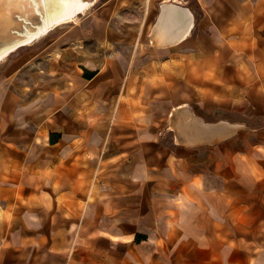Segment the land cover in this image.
<instances>
[{"label": "rangeland", "instance_id": "1", "mask_svg": "<svg viewBox=\"0 0 264 264\" xmlns=\"http://www.w3.org/2000/svg\"><path fill=\"white\" fill-rule=\"evenodd\" d=\"M116 2L98 0L79 27L57 28L0 64V264H68L63 255L102 244L89 239L97 232L126 230L115 202L168 163L174 130L153 119L174 94L230 118L250 107V125L264 123V23L249 19L250 0L221 6L202 48L163 51L145 36L150 0L113 14ZM75 31L86 39L78 51L66 48ZM263 232L241 224V264H264Z\"/></svg>", "mask_w": 264, "mask_h": 264}, {"label": "crops", "instance_id": "2", "mask_svg": "<svg viewBox=\"0 0 264 264\" xmlns=\"http://www.w3.org/2000/svg\"><path fill=\"white\" fill-rule=\"evenodd\" d=\"M233 1L156 0L151 13L153 16L158 7L161 13L163 3L188 8L195 26L186 39L168 48H202L200 43L204 38L207 41V22L215 18L221 6ZM250 2L255 5L257 18L252 13L249 19L264 23V0ZM257 86L258 83L246 95H255ZM186 96V93L178 95L183 99ZM176 97L174 94L168 102L171 108L183 102H177ZM184 101L193 110L196 104L209 117L194 112L206 121L226 119L247 127L215 142L192 147L176 143L172 136L174 149L166 154V166L139 176L130 190L120 189L115 204L119 216L126 218L127 229L110 233L131 234L132 239L114 242L96 233L89 239L93 244L98 240L102 244L63 255L69 258L68 264H241V254L248 256V250L240 249L241 224L264 225V123L250 125L253 113L250 107H245L241 118H230L216 114L217 107ZM169 161H173L174 168ZM186 242L193 244L185 245Z\"/></svg>", "mask_w": 264, "mask_h": 264}, {"label": "bare ground", "instance_id": "3", "mask_svg": "<svg viewBox=\"0 0 264 264\" xmlns=\"http://www.w3.org/2000/svg\"><path fill=\"white\" fill-rule=\"evenodd\" d=\"M97 1L98 0H67V2H60V0H56L55 3H49L48 0H45L43 4L39 2L38 4L36 3V7H38L39 10L40 8L42 9L41 13H43V18H38L40 14L35 12L31 13L29 18L22 17L20 22L16 21V26H19L20 29H24L25 27V29L23 33L20 34V38L15 41L3 44V41L0 39V64L6 62L9 56L19 48L32 45L57 28L68 24L73 27H79L82 18L93 10V6ZM131 1L132 0H117L112 10L113 14H116L120 8L127 6ZM166 1L167 0H161V2ZM24 3L25 2H21V0H5L3 4H0V16H2L0 17V34L4 36L7 35L5 32L13 21L14 11ZM150 3L154 9L156 0H150ZM160 9L161 8L158 7V9L154 11L153 17L147 22L145 35L151 46H155L158 51H163L165 49H170L168 48L169 46L178 44L181 40L186 39L191 34L195 26V21L191 18L190 10L181 4L173 3L167 6V3H163L161 13ZM4 14H6V16L9 15V18L4 17V20L1 19ZM185 17L187 19H185ZM35 21L39 22L36 27L32 26V22ZM24 32L26 34H24ZM23 35L24 37H22ZM85 42L86 39L84 36L75 31L71 33L70 45L66 48H74L78 51V49L81 50L85 48ZM102 44L105 48H111L112 46V43L107 39L102 40ZM52 48L54 49L50 51L49 56L57 60L61 52L60 48L62 47L57 44ZM79 72H83V69L80 67ZM161 118L153 119V122L159 127V130H163L161 124L163 122L169 129L174 130L173 138L175 142L187 147H192L206 141L215 142L230 136L239 128L247 127L244 123L230 122L226 119H220L214 122L206 121L203 117L197 115L186 101L174 105L168 113ZM44 137L45 141L49 143V135L47 134ZM172 157H174V155H172ZM198 184H200V181H198ZM97 234H104L110 237L114 242L132 239L131 234L121 236L111 234L107 231H100L99 233L97 232ZM158 243L162 244V240L159 239Z\"/></svg>", "mask_w": 264, "mask_h": 264}, {"label": "water", "instance_id": "4", "mask_svg": "<svg viewBox=\"0 0 264 264\" xmlns=\"http://www.w3.org/2000/svg\"><path fill=\"white\" fill-rule=\"evenodd\" d=\"M41 10H42L41 8L39 10V8L36 7V4L35 5H30L28 3H24L20 7H18V9H16L14 11L15 14H14V17L12 18L13 21H12L10 27L5 32V33H7V35L4 36V35L0 34V39L3 41V44L7 43V42H10V41H15V40L19 39L20 38V34L23 33L25 27H24V29H20L19 26H16V24H15L16 21L20 22L22 17H24V18L28 17L29 18V15L31 13H35V12L37 14H40L38 18H43V13H41ZM0 17H2V16H0ZM4 17L5 18H9V15L6 16V14H4L3 18H1V19L4 20L5 19ZM32 23H31L32 26L36 27L37 23H39V22L35 21V22H32ZM28 26H30V25H28ZM24 34H26V33L24 32ZM22 37H24V35ZM9 38H11V39H9Z\"/></svg>", "mask_w": 264, "mask_h": 264}, {"label": "snow or ice", "instance_id": "5", "mask_svg": "<svg viewBox=\"0 0 264 264\" xmlns=\"http://www.w3.org/2000/svg\"><path fill=\"white\" fill-rule=\"evenodd\" d=\"M5 0H0V4H3ZM21 2L28 3L30 5H35L36 3L43 4L45 3V0H21ZM49 3H55L56 0H48ZM60 2H67V0H60Z\"/></svg>", "mask_w": 264, "mask_h": 264}, {"label": "trees", "instance_id": "6", "mask_svg": "<svg viewBox=\"0 0 264 264\" xmlns=\"http://www.w3.org/2000/svg\"><path fill=\"white\" fill-rule=\"evenodd\" d=\"M91 77V76H90Z\"/></svg>", "mask_w": 264, "mask_h": 264}]
</instances>
